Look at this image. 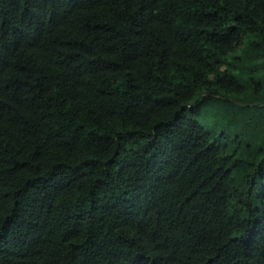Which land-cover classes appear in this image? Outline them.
I'll return each instance as SVG.
<instances>
[{
  "label": "trees",
  "instance_id": "1",
  "mask_svg": "<svg viewBox=\"0 0 264 264\" xmlns=\"http://www.w3.org/2000/svg\"><path fill=\"white\" fill-rule=\"evenodd\" d=\"M0 264H264V0H0Z\"/></svg>",
  "mask_w": 264,
  "mask_h": 264
}]
</instances>
